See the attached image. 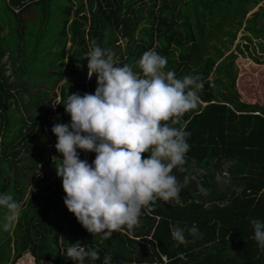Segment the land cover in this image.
Returning <instances> with one entry per match:
<instances>
[{
  "label": "trees",
  "instance_id": "16d2710c",
  "mask_svg": "<svg viewBox=\"0 0 264 264\" xmlns=\"http://www.w3.org/2000/svg\"><path fill=\"white\" fill-rule=\"evenodd\" d=\"M258 1L0 0V194H13L18 203L25 196L22 176L43 161V145L49 142L37 139L35 128L46 124V116L50 129L70 123L62 101L97 87L96 77H87L85 60L93 39L115 52L119 66L128 64L140 73L138 60L154 49L167 58L165 71L173 70L177 78L199 75L204 85L198 107L174 125L190 133V149L186 171L173 169V174L181 183L185 176L195 177L180 192L183 207L157 199L154 208L142 209L138 227H125L105 240L67 210L56 175L41 188L45 195H28L13 225L9 210L0 207V264H15L26 253L35 264H79L67 256L77 241L86 250H98L99 259L86 257L83 264H103L106 255L111 264L160 263L162 257L166 264H264V249L250 223L264 222V98L261 107L239 100L232 63L249 58L244 53L252 39L264 41V0L244 18L248 4ZM239 30L250 37L243 34L229 50ZM40 84L44 87L29 93ZM55 144L48 155L56 153ZM21 145L26 152L34 150L24 159V172L15 166ZM77 152L89 164L95 159L93 152ZM48 174L46 168L41 182ZM193 224L199 235L185 231V244L172 238L171 226Z\"/></svg>",
  "mask_w": 264,
  "mask_h": 264
},
{
  "label": "clouds",
  "instance_id": "9594fccd",
  "mask_svg": "<svg viewBox=\"0 0 264 264\" xmlns=\"http://www.w3.org/2000/svg\"><path fill=\"white\" fill-rule=\"evenodd\" d=\"M90 48L87 77L95 76L97 87L94 93H72L62 101L70 123L52 126L55 149L63 157L52 159L59 161L54 164L67 210L89 233L108 240L113 232L138 227L142 209L154 208L157 199L183 207L180 192L195 177L185 176L181 183L173 174V169L186 171L190 149V133L174 125L198 107L204 85L199 75L177 78L173 70L165 71L167 58L154 49L142 54L137 73L128 64L119 66L115 52L96 40ZM77 149L95 153V159L89 164ZM0 207L9 210V219L20 215V204L11 193L0 194ZM250 223L264 249V222ZM185 231L199 235L195 224L187 229L171 226L172 238L180 244L187 243ZM67 256L79 264L86 257L99 259L98 250H86L79 241L70 244ZM111 260L106 255L103 264Z\"/></svg>",
  "mask_w": 264,
  "mask_h": 264
},
{
  "label": "rangeland",
  "instance_id": "374dc122",
  "mask_svg": "<svg viewBox=\"0 0 264 264\" xmlns=\"http://www.w3.org/2000/svg\"><path fill=\"white\" fill-rule=\"evenodd\" d=\"M263 0H259L256 4L249 3L248 4V12L245 15L244 18L248 17L250 14L255 12L259 6L262 5ZM261 24V18L258 21L257 27H259ZM2 33H5V30L2 31ZM245 36H249V34L243 33ZM241 30H239L236 35H235V41L232 43L230 46L229 50H232L234 46L239 41V38L243 35ZM225 39V38H224ZM223 39V40H224ZM120 47L123 44V41L119 42ZM68 47V43L65 46V50ZM264 48V41H261V39H252V44L249 46V51L247 53H244L245 55H248V59H242V58H237L235 60H232L233 63V74H234V79H233V90L236 92L238 98L240 101L245 102L247 104L251 105H257L260 106L263 104V98H264V89H263V84H264V51H262ZM227 53H225L226 55ZM65 62V61H64ZM1 63L3 64V69L6 70L5 76H7L10 71L8 70V60L7 56H4L1 60ZM142 74V73H141ZM214 77V74L210 76V79ZM66 77L63 78V80L57 85L63 84L65 81ZM9 82L12 81V78L8 79ZM225 80L222 79L221 83L225 85ZM39 87H44L43 84L38 85L36 88L32 89L29 91V93H36L37 88ZM212 88L215 89L216 87L212 85ZM19 111L22 113L23 117L25 116V113L23 112L20 104H19ZM16 115H14L15 117ZM49 116H46V124L44 126H40L35 128V132H37V139L44 141V139H47L49 142L48 144L43 145V161L37 165V168L33 171L30 172H25V175L22 176V179L24 182H26V187H25V196L21 200L20 207L23 206V203L25 199L28 197L29 194H41L42 196L45 195L47 192H44L41 188L52 181V179L56 176V169H55V164L54 163H59V161L53 162L52 157H57L58 159H62V154L56 151V153L52 156L48 155L49 150H51L55 144L54 137L55 135H51V129L50 126L52 123L50 122ZM38 126V125H37ZM28 129H30V125L28 123L26 129L22 131V134L25 133ZM37 129V130H36ZM40 129V130H39ZM45 143V142H43ZM31 144V143H30ZM32 146L29 148L31 149ZM34 150L32 151H24L20 149V153L17 155L16 160L18 159L19 162L16 163V168L19 169V171L24 172V170H21L22 165L24 164V159L27 156L33 155ZM1 156V154H0ZM2 161V160H1ZM0 161V162H1ZM49 169V174L48 178L46 181L41 182L44 174H45V169ZM226 177H223V181H225ZM57 214L59 212L57 210H54ZM53 211V212H54ZM11 215V214H10ZM9 215V216H10ZM11 221V224L13 225L15 222V218L9 219ZM6 226V224L4 225ZM9 234V233H8ZM15 264H35L33 262V259L31 256L26 253L23 254L16 262ZM39 264H47L40 262Z\"/></svg>",
  "mask_w": 264,
  "mask_h": 264
},
{
  "label": "built area",
  "instance_id": "2783aa9c",
  "mask_svg": "<svg viewBox=\"0 0 264 264\" xmlns=\"http://www.w3.org/2000/svg\"><path fill=\"white\" fill-rule=\"evenodd\" d=\"M144 264H166V259L164 257L161 258V262H145Z\"/></svg>",
  "mask_w": 264,
  "mask_h": 264
}]
</instances>
